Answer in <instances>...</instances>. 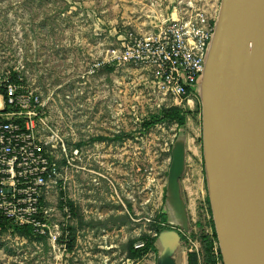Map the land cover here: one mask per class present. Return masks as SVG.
I'll use <instances>...</instances> for the list:
<instances>
[{"label":"rangeland","instance_id":"rangeland-1","mask_svg":"<svg viewBox=\"0 0 264 264\" xmlns=\"http://www.w3.org/2000/svg\"><path fill=\"white\" fill-rule=\"evenodd\" d=\"M221 4L0 0V69L19 73L40 95L46 125L68 150L80 147L76 167L64 169L62 184L47 197L48 221L60 224V237L61 197L90 221L77 232L72 253L47 239L27 242L1 234L0 264H154L153 257L125 259L123 246L135 241L140 247L142 235L153 236L151 220L162 210L171 182L190 209L181 247L185 253L200 250L191 235L211 234L213 217L205 171L204 69L189 103L180 108L184 124H159L143 132L142 119L170 107V100L153 86L150 68L111 61L109 51L119 50L124 32L152 36L160 22H193L196 14L205 19L202 27L214 33ZM99 136L117 139L93 141Z\"/></svg>","mask_w":264,"mask_h":264},{"label":"built area","instance_id":"built-area-1","mask_svg":"<svg viewBox=\"0 0 264 264\" xmlns=\"http://www.w3.org/2000/svg\"><path fill=\"white\" fill-rule=\"evenodd\" d=\"M204 21L196 14L193 22L163 21L152 36L124 32L119 35V50L109 51L111 61L150 68L158 93L170 100V107L182 108L193 95L213 38L212 28L202 27ZM78 147L68 150L50 131L40 95L19 73L0 69V214L56 244L60 224L49 223L45 202L62 184L64 169L76 167ZM61 213L64 226L71 216L66 206ZM60 247L66 250L64 243ZM213 250L217 255L216 245Z\"/></svg>","mask_w":264,"mask_h":264},{"label":"water","instance_id":"water-1","mask_svg":"<svg viewBox=\"0 0 264 264\" xmlns=\"http://www.w3.org/2000/svg\"><path fill=\"white\" fill-rule=\"evenodd\" d=\"M224 89L253 157L238 203L217 179L208 120V77ZM205 171L223 264H264V0H222L204 65ZM158 264H173L164 257Z\"/></svg>","mask_w":264,"mask_h":264},{"label":"trees","instance_id":"trees-1","mask_svg":"<svg viewBox=\"0 0 264 264\" xmlns=\"http://www.w3.org/2000/svg\"><path fill=\"white\" fill-rule=\"evenodd\" d=\"M185 122V113L177 107H161L153 114L148 115L143 118L140 123V131L147 132L150 128L159 125V124H176L178 126H182ZM117 139L116 137L106 138V137H96L93 141H114ZM62 198V197H61ZM45 203H41L44 205ZM66 206L69 209L72 225L65 224L62 228L61 236L57 239V244H65L66 252L72 253L74 250V244L76 242L77 232H80L82 228L89 226L90 221H86L84 216L79 213L77 207L67 199H60L59 207L62 208ZM131 209L130 204H127V212ZM130 214V213H129ZM124 215V219H129L130 215ZM38 220H42L40 216H38ZM211 224V234H207L205 232H201L197 237L191 235L192 239H197L200 245V250L198 252L195 251H187V264H200V256L202 257L203 264H216V261H221V255L219 249H217L214 254V242H217V237L214 229V224L212 219L209 221ZM151 230L155 233V236L151 235H142L138 242L142 243V246L135 247V241H128L123 248L126 251L125 259L128 260H138L144 257L149 252H156V237L159 233L164 230L169 229L165 222V216L158 212L157 216L151 220ZM7 230H12L9 232V235L17 237L19 239H23L27 242H41L47 239V236L35 235L32 233L31 228L29 227H16L14 226L8 219L3 217L0 214V235L7 233ZM180 239L185 241L184 235H180ZM137 242V241H136ZM218 244V243H217Z\"/></svg>","mask_w":264,"mask_h":264},{"label":"bare ground","instance_id":"bare-ground-1","mask_svg":"<svg viewBox=\"0 0 264 264\" xmlns=\"http://www.w3.org/2000/svg\"><path fill=\"white\" fill-rule=\"evenodd\" d=\"M207 82L209 132L213 137L209 150L216 158L218 181L240 203L253 157L243 140V134L232 126L237 118L223 98L224 89L211 74Z\"/></svg>","mask_w":264,"mask_h":264},{"label":"crops","instance_id":"crops-1","mask_svg":"<svg viewBox=\"0 0 264 264\" xmlns=\"http://www.w3.org/2000/svg\"><path fill=\"white\" fill-rule=\"evenodd\" d=\"M179 191L176 182L167 185L160 213L165 216V222L169 229L162 231L156 237V252L146 254L138 261L143 258V261H146V257L148 260L153 257L154 264H158L164 257H169L173 264H187V251L185 253L181 247L180 235L181 231H186L188 226L190 209L180 196Z\"/></svg>","mask_w":264,"mask_h":264}]
</instances>
